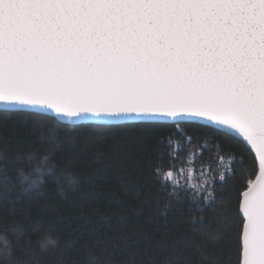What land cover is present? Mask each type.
Here are the masks:
<instances>
[{
    "label": "snow or ice",
    "instance_id": "snow-or-ice-1",
    "mask_svg": "<svg viewBox=\"0 0 264 264\" xmlns=\"http://www.w3.org/2000/svg\"><path fill=\"white\" fill-rule=\"evenodd\" d=\"M0 110L41 125L169 127L149 168L165 209L214 206L243 163L216 173L197 170L198 157L254 153L256 179L229 193L227 231L231 264H264V0H0ZM9 179L5 169L0 184Z\"/></svg>",
    "mask_w": 264,
    "mask_h": 264
},
{
    "label": "trees",
    "instance_id": "trees-1",
    "mask_svg": "<svg viewBox=\"0 0 264 264\" xmlns=\"http://www.w3.org/2000/svg\"><path fill=\"white\" fill-rule=\"evenodd\" d=\"M169 132L167 126L145 131L57 119L41 125L23 114L0 116V175L6 169L10 178L7 187L0 184V264H163L165 257L172 264H207L208 255L231 264L229 193L255 179L249 171L255 154L198 157L197 170L211 166L216 173L230 171L234 159L243 163L217 186L214 206L200 212L182 199L165 209L168 198L158 195L149 168L159 162L156 140ZM44 157L51 171L40 175L35 169ZM21 169L39 177L36 187L22 180ZM49 237L58 244L42 251L40 242Z\"/></svg>",
    "mask_w": 264,
    "mask_h": 264
},
{
    "label": "clouds",
    "instance_id": "clouds-1",
    "mask_svg": "<svg viewBox=\"0 0 264 264\" xmlns=\"http://www.w3.org/2000/svg\"><path fill=\"white\" fill-rule=\"evenodd\" d=\"M57 244H58V241L54 240V239L51 238V237H49V238H48L47 240H45V241H41V242H40V246H41V250H42V251L47 250V248H48L49 246L55 247V246H57Z\"/></svg>",
    "mask_w": 264,
    "mask_h": 264
},
{
    "label": "water",
    "instance_id": "water-1",
    "mask_svg": "<svg viewBox=\"0 0 264 264\" xmlns=\"http://www.w3.org/2000/svg\"><path fill=\"white\" fill-rule=\"evenodd\" d=\"M49 115H51V114H49ZM64 122H68V121H64ZM69 123V122H68ZM79 123H81V122H77L76 124H79ZM84 123H96V124H100V123H98V122H84ZM167 123H171V122H167ZM258 172H259V170H258ZM255 179H256V177H255ZM254 179V180H255Z\"/></svg>",
    "mask_w": 264,
    "mask_h": 264
}]
</instances>
